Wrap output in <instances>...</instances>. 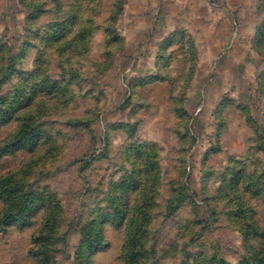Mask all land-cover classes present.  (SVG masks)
<instances>
[{
    "label": "rangeland",
    "instance_id": "rangeland-1",
    "mask_svg": "<svg viewBox=\"0 0 264 264\" xmlns=\"http://www.w3.org/2000/svg\"><path fill=\"white\" fill-rule=\"evenodd\" d=\"M0 44L1 115L55 97L0 125V264H264V0H0Z\"/></svg>",
    "mask_w": 264,
    "mask_h": 264
},
{
    "label": "trees",
    "instance_id": "trees-1",
    "mask_svg": "<svg viewBox=\"0 0 264 264\" xmlns=\"http://www.w3.org/2000/svg\"><path fill=\"white\" fill-rule=\"evenodd\" d=\"M7 48L6 44H0V50L1 53H4V49ZM5 60L4 56L0 57V71L2 74L4 73H8L5 69L7 68V64L4 63L3 61ZM5 68V69H4ZM2 70H4L5 72H2ZM2 77V75H1ZM11 75H6L5 74V78L3 79V81H7L9 79H11ZM37 87V85H36ZM47 90V91H46ZM51 96L49 98H55L52 97L54 96L51 93V89L50 87L44 86V84H42L39 88H36L35 92H32L31 94H28L24 99H22L21 95L17 94L14 96L13 98V103L16 105L14 110L11 113H7L5 109V113L3 115L0 114V125L2 124H6L8 122H10L13 119V114H16L17 111L20 110H25L29 111L32 107L31 106H35V104L40 101V100H44L43 103H47L48 101L46 100V97ZM0 108L4 109L3 104H0ZM11 110H9L10 112ZM131 154L134 153V162L132 163L131 168L129 169V173L130 176L132 178V186H133V190L135 192V197L136 200L142 201L141 205H143V209L141 210L140 215H145V217H150V213L152 211V209L154 208L153 203L155 200V195H156V191H157V184L159 182V167H158V163H157V148L154 145H139L136 146V148L133 150L129 151ZM128 155V154H127ZM131 156H128V158ZM127 158V159H128ZM88 164V162H86L85 166ZM131 165V164H130ZM85 169V167H84ZM240 179L238 176H236L235 180H237L236 184H238L240 182ZM148 184H151L150 187H148ZM264 185V184H263ZM246 190H254L257 188V185L255 184L254 181L251 182V180L249 181V184L247 187H245ZM253 188V189H252ZM148 193H153L152 197L148 196ZM254 195H262L263 193L255 190ZM195 196V194H193ZM185 197H179L176 198L177 201H179L180 203H182L184 201ZM7 200H11L12 201V196H9L7 198ZM192 200V199H191ZM193 202V200L191 201ZM10 205H13L11 207V209H8L7 212L4 214V218H3V222L5 223V225H9V224H13V223H19L22 222L23 220H21V211H22V206H17V204L12 203ZM134 205H138L136 203H134ZM182 205H179L175 210H173V214L176 213L178 211V213L181 210ZM146 210H149L150 213H148ZM21 220V221H20ZM143 220H140V216H135L132 215V219L130 221L131 225H134V231L135 233H138V225L142 222ZM197 222V221H196ZM187 224H190V222H186ZM206 222L200 221L198 220V222L196 223V225H201L202 228L205 227V225H203ZM148 225V224H147ZM194 227V228H193ZM194 224L192 225V227H188V229H192L194 231L195 229ZM143 229H145V227L143 226ZM203 234L202 233H197L195 234V237H201ZM141 239V238H140ZM142 241V240H141ZM135 254V253H134ZM201 255H199L197 257V264H201L204 261L202 260V258L200 257ZM185 261H183L184 264ZM218 264H225V262L223 260H219Z\"/></svg>",
    "mask_w": 264,
    "mask_h": 264
},
{
    "label": "crops",
    "instance_id": "crops-1",
    "mask_svg": "<svg viewBox=\"0 0 264 264\" xmlns=\"http://www.w3.org/2000/svg\"><path fill=\"white\" fill-rule=\"evenodd\" d=\"M174 1V0H173ZM185 1H188V0H185ZM194 1H207V2H212V1H226V0H194ZM184 15H186V14H181V15H179V14H177V13H174L173 14V17H176V16H184Z\"/></svg>",
    "mask_w": 264,
    "mask_h": 264
}]
</instances>
